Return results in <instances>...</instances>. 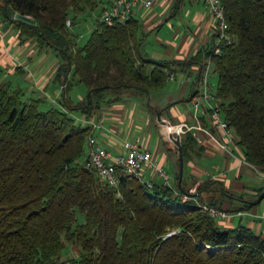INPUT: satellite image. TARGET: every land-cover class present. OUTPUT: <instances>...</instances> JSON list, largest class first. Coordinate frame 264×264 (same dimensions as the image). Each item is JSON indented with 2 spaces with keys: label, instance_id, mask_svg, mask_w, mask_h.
<instances>
[{
  "label": "trees",
  "instance_id": "16d2710c",
  "mask_svg": "<svg viewBox=\"0 0 264 264\" xmlns=\"http://www.w3.org/2000/svg\"><path fill=\"white\" fill-rule=\"evenodd\" d=\"M102 1L0 0L3 17L17 15L21 35L61 55L55 80L63 86L62 106L42 109L40 99L26 101L21 88L0 81V264H264V235L244 224L225 227L203 208L225 209L223 202L236 194L214 179L190 191L196 181L187 179L185 162L197 145L191 132L182 137L180 185L175 149L173 187L122 175L113 188L81 160L93 128L72 112L90 117L125 95L150 98L177 63L145 55L146 33L134 13L125 21L99 20L78 46L79 34L67 19L74 26ZM223 3L230 39L220 42L219 54H213L214 43L187 63L205 64L212 55L221 115L242 157L264 173V0ZM77 83L87 93L74 102L70 92ZM162 109L151 105L153 115ZM67 242L77 244L80 254L62 261Z\"/></svg>",
  "mask_w": 264,
  "mask_h": 264
},
{
  "label": "crops",
  "instance_id": "0c3cea01",
  "mask_svg": "<svg viewBox=\"0 0 264 264\" xmlns=\"http://www.w3.org/2000/svg\"><path fill=\"white\" fill-rule=\"evenodd\" d=\"M176 1L154 0L151 8L140 7L134 12L146 33L143 52L152 59L177 61L172 65L175 78L168 79L162 89L151 91L150 98L129 94L116 101L104 102L90 117L81 112L72 115L78 122L83 118L91 121L86 124L92 125L93 134L112 153L122 150L125 140L139 138L143 147L148 148L175 178L176 146L165 137L151 105L163 108V118L173 125L187 124L182 137L191 132L197 141L195 154L186 161L185 167L187 179L196 181L190 189H196L206 179L222 181L236 196L223 202L229 215L219 219L220 223L225 227L244 224L264 235V198L258 203L255 198L258 189L264 187V173L260 171L259 177L251 175V169L256 168L241 162V149L235 141L229 144L231 152L223 150L214 137L225 138L224 130L211 123L207 111L193 105L204 63L187 61L199 52L204 54L215 43L214 18L203 0H180L179 9H175ZM101 3L103 8L108 5L107 0ZM14 18L7 19L0 13V81L21 88L26 101L40 99L45 108L61 107L63 86L55 80L61 55L52 47L40 45L35 38L21 35ZM210 72V80L215 86L217 75L213 72V64ZM70 95L74 102L84 98L75 99L71 92ZM145 174L153 183L162 182L151 170H146ZM246 202L251 206L241 208ZM231 207L241 209L229 211Z\"/></svg>",
  "mask_w": 264,
  "mask_h": 264
},
{
  "label": "built area",
  "instance_id": "2783aa9c",
  "mask_svg": "<svg viewBox=\"0 0 264 264\" xmlns=\"http://www.w3.org/2000/svg\"><path fill=\"white\" fill-rule=\"evenodd\" d=\"M107 2L108 5L103 8V13L100 17V21L106 23H113L116 20L125 21L138 8L149 9L154 4V0H107ZM203 2L214 18L215 26L213 33L216 38V46L213 54H219L221 52L220 42L224 38L230 39L226 32L228 22L225 6L223 0H203ZM66 23L68 27H73L71 18H68ZM211 58L212 55L207 58L203 66V71L193 95V105L196 108H202L204 111L209 112L211 123L224 130L225 138L214 137V140L223 150L231 152L229 144L234 142V135L229 129L227 121L221 115V110L214 94V86L210 80ZM174 78V73H170L168 79ZM83 119L80 120L81 123L91 122L88 119ZM93 125L96 126L97 124L93 123ZM186 126V123H181L178 126L169 123L170 132L174 135L180 134L181 137ZM84 155L85 165L93 170L100 180L110 187L118 188L122 175L132 176L148 186H152V179L145 174L146 170H151L153 174L161 178L164 185L170 187L174 185L171 174L155 159L153 153L148 148L143 147L139 138L125 140L122 150L112 153L101 143L96 135L90 134L87 137ZM240 160L243 163H247L243 157ZM203 208L219 219L226 218L229 215L227 210L217 206L203 204Z\"/></svg>",
  "mask_w": 264,
  "mask_h": 264
},
{
  "label": "rangeland",
  "instance_id": "374dc122",
  "mask_svg": "<svg viewBox=\"0 0 264 264\" xmlns=\"http://www.w3.org/2000/svg\"><path fill=\"white\" fill-rule=\"evenodd\" d=\"M102 13H103V4L99 3V5L96 8H94L92 10H88L87 12L82 14L80 16V18L77 20V23L72 27V29H74L79 34L78 40H77L78 46H83L86 43V41L88 40L92 30L96 27L98 21L100 20ZM86 93H87V87L82 83H78V84L74 85L73 88L71 89V94L73 95V97L75 99H80V98L84 97L86 95ZM41 108L47 109L42 105H41ZM74 112H78V111H73L72 113H74ZM76 120L79 121L78 119H76ZM167 122H168L167 123L168 125H169V123H171V121H169V120H167ZM171 124H173V123H171ZM161 126H163V123H161ZM164 135L167 139L170 140L169 134L164 133ZM176 148H177V146H176ZM174 154H175L176 158H178V155H177L178 153L176 152V150L174 151ZM84 157H85V155L82 156L81 160H84ZM185 167L187 168L186 162H185ZM170 170H171V168H170ZM251 172H252L251 175H254L256 177L260 176V174H259L260 171L257 169H251ZM195 190L196 189H190L191 192H195ZM204 197H205V200L209 199L208 195H204ZM185 198H187V197H185ZM221 219H225V217L221 218ZM218 222L220 223L221 221L219 220ZM79 254H80V247L75 243H68L67 242V247L63 251L61 260L62 261H68L72 257H78Z\"/></svg>",
  "mask_w": 264,
  "mask_h": 264
},
{
  "label": "water",
  "instance_id": "95a60500",
  "mask_svg": "<svg viewBox=\"0 0 264 264\" xmlns=\"http://www.w3.org/2000/svg\"><path fill=\"white\" fill-rule=\"evenodd\" d=\"M157 119L159 122H161L163 124L168 123L167 120H165L162 117V114L160 111L157 112ZM169 138H170V141H172L177 146V148L179 149V153H180V169H179V177H178V183L180 185L181 181H182V177H183V172H184V158H183V152H182V137L180 134L174 135L172 132H170ZM223 189H225V188L223 187ZM195 195H197V193ZM263 197H264V188L261 191L257 201H260Z\"/></svg>",
  "mask_w": 264,
  "mask_h": 264
},
{
  "label": "bare ground",
  "instance_id": "6f19581e",
  "mask_svg": "<svg viewBox=\"0 0 264 264\" xmlns=\"http://www.w3.org/2000/svg\"><path fill=\"white\" fill-rule=\"evenodd\" d=\"M162 129H163V132L165 133V134H169L170 133V128H169V125L168 124H163V126H162Z\"/></svg>",
  "mask_w": 264,
  "mask_h": 264
}]
</instances>
